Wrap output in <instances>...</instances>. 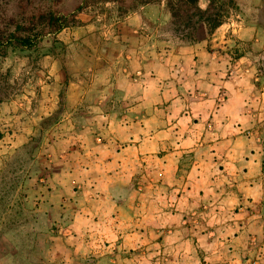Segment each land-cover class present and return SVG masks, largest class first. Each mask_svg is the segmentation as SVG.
Masks as SVG:
<instances>
[{"label": "crops", "instance_id": "obj_1", "mask_svg": "<svg viewBox=\"0 0 264 264\" xmlns=\"http://www.w3.org/2000/svg\"><path fill=\"white\" fill-rule=\"evenodd\" d=\"M262 13L182 37L159 0L90 36L66 87L87 114L38 187L60 229L29 264H264Z\"/></svg>", "mask_w": 264, "mask_h": 264}, {"label": "rangeland", "instance_id": "obj_2", "mask_svg": "<svg viewBox=\"0 0 264 264\" xmlns=\"http://www.w3.org/2000/svg\"><path fill=\"white\" fill-rule=\"evenodd\" d=\"M87 1L76 12V22L56 34L55 45L52 40L43 41L50 53L37 60L34 54L0 59V264L39 261L40 247L50 252L54 232L60 228L42 217L45 206L39 205L38 187L52 171L67 167L70 135L80 127L73 124V118L87 114L70 111L74 96L66 91L68 77L71 80L72 74L87 68L90 36L103 38L111 23L141 4V0ZM81 2L61 0L58 7L72 12ZM234 2L233 6L229 0H199L205 7L211 3L221 20L246 4L259 5L264 15V0ZM0 4L8 14L16 15L15 0H0ZM195 20L187 26L173 22L171 31L190 37ZM66 137L69 141H64Z\"/></svg>", "mask_w": 264, "mask_h": 264}, {"label": "trees", "instance_id": "obj_3", "mask_svg": "<svg viewBox=\"0 0 264 264\" xmlns=\"http://www.w3.org/2000/svg\"><path fill=\"white\" fill-rule=\"evenodd\" d=\"M60 2L61 0H15L18 9L16 15L8 14L7 9L0 4V59H6L10 54H34L37 60L50 53L49 48L42 46L43 41L52 40L55 45L58 41L56 34L76 22V12L88 1L82 0L72 12L61 11L58 7ZM229 3L234 6L235 2L229 0ZM165 4L173 22L177 24L184 23L187 26L195 17V26L204 22L210 32L222 22L211 3L204 8L199 6V0H166Z\"/></svg>", "mask_w": 264, "mask_h": 264}, {"label": "built area", "instance_id": "obj_4", "mask_svg": "<svg viewBox=\"0 0 264 264\" xmlns=\"http://www.w3.org/2000/svg\"><path fill=\"white\" fill-rule=\"evenodd\" d=\"M223 97H221V99H222Z\"/></svg>", "mask_w": 264, "mask_h": 264}]
</instances>
